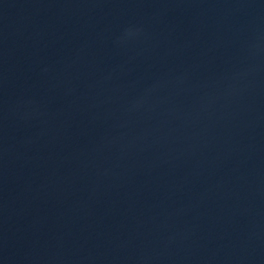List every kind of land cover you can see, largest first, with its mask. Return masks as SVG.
I'll return each instance as SVG.
<instances>
[{
    "label": "water",
    "instance_id": "obj_1",
    "mask_svg": "<svg viewBox=\"0 0 264 264\" xmlns=\"http://www.w3.org/2000/svg\"><path fill=\"white\" fill-rule=\"evenodd\" d=\"M0 264H264V0H0Z\"/></svg>",
    "mask_w": 264,
    "mask_h": 264
}]
</instances>
